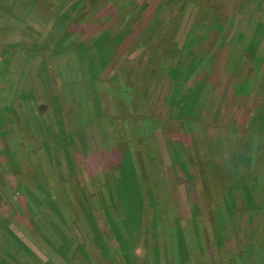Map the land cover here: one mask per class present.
I'll return each mask as SVG.
<instances>
[{"label": "rangeland", "instance_id": "obj_1", "mask_svg": "<svg viewBox=\"0 0 264 264\" xmlns=\"http://www.w3.org/2000/svg\"><path fill=\"white\" fill-rule=\"evenodd\" d=\"M0 136V264H264V0H0ZM119 151L141 217L113 230Z\"/></svg>", "mask_w": 264, "mask_h": 264}, {"label": "trees", "instance_id": "obj_2", "mask_svg": "<svg viewBox=\"0 0 264 264\" xmlns=\"http://www.w3.org/2000/svg\"><path fill=\"white\" fill-rule=\"evenodd\" d=\"M212 3L214 6V9L216 10L217 5L215 4V1H212ZM134 19L135 18L130 19L131 23L126 27L125 34H126V32L128 33V31L130 30V28H131L130 25H133V23H135ZM222 26L224 28H226V26H227L224 21L222 24L220 23V28ZM212 27L216 28V26H212ZM125 34L124 33L118 34V37L114 40V43L119 44L123 40H125V37H126ZM64 35H68V32H66ZM104 38H105L104 35H102V36L95 37V39H92V41H91L90 51L92 52L91 59L93 58L92 59L93 65L99 64V65L103 66L109 60V58H106V57L108 56L111 45H113L114 43L106 44ZM213 44L214 43H210L211 46H213ZM105 66H107V64H105ZM45 78L47 79L48 77H45ZM39 79L41 80L40 75H39ZM43 79L44 78L42 77V80ZM227 83L230 87V88H228V91L230 93V91L233 90V87H232L233 78H232L231 74L228 77ZM69 84L72 86L71 87L69 85H66V87L69 88V96L72 94L75 95L76 92L79 94L83 93V90L79 86L74 87L73 82H69ZM180 86H182V87L178 86L179 89H182L183 87H185L184 83H183V85H180ZM63 87H64V85H63ZM242 91L243 90H240V92H242ZM176 95L177 96L175 97V101H176L175 105H176L177 111H174V113L172 111V117H175L174 114L176 113L175 115L177 117H179L178 120H180V119L184 120L185 118H183V117L188 115L189 111H191L194 108H197L198 105H201V102L198 101V103H197L190 96V91H185L184 93H182V91H179V93H177ZM222 103L223 102H221L219 106H221ZM0 138H1V136H0ZM191 139H192V137H191ZM190 140H189L188 144L190 143ZM126 157H127L126 153H124L123 151H119V154H117V158L114 162L115 165H113L115 167V169H114L113 176L111 178H109L110 174L108 175V173L109 172L111 173L110 170L112 167L101 170L100 173H102L101 174L102 177H98V178L96 176L92 177V183H94V179L95 180L96 179L102 180L103 178H106V181L108 180L110 183V186H107V184H105L102 187V191H100L101 192L100 194H101L102 201L104 203L103 211L107 216H109V218H110L109 220H110V223L112 225L113 230H115V225L111 220H112V212L114 213V211H117L118 213H120V215L123 218V222H125L126 224L127 223L130 224L131 222H134L135 227L138 226L139 221H140V217H141V213H140L141 205L137 204V201H134V198H133V196L137 193V189L139 187V185H137V188L136 189L134 188L135 181H136L134 173H133L134 164H132L131 162L128 163L127 162L128 159ZM244 157H245V155L243 152H241V153L236 152L235 153V162H236V160L238 162L239 161L242 162L241 160L244 159ZM193 158H195V156H193ZM181 161H182L181 156L178 158L177 161L174 159V163H176V165H178V163ZM179 165H181V163ZM180 174H181L182 178L187 179L185 181H190V194L192 196H194V198H198V192H197V188H196V184H195L197 172H195L194 168H192L191 172H189V170L182 164V168L180 169ZM81 187L82 186H80V188ZM106 193H108V194H106ZM250 202H251L250 200L246 199V205L250 204ZM130 203H133V204L131 205ZM248 206H251V205H248ZM234 214H235V212H234ZM220 217L222 218V216H220ZM154 218L155 219L158 218V213L155 212ZM212 219H213V215H212ZM215 220H216V218H215ZM221 221H223V220H221ZM221 224L220 225L223 226V223H221ZM198 232H200L199 229L198 230L196 229L195 233H198ZM203 232H205V228L203 229ZM220 232H221V234H224V226L220 229ZM205 235H206V232H205ZM116 236L118 237L119 234L116 233ZM98 239H101V237ZM124 246L125 247L123 248V252H125L128 249V245H124ZM117 254H115V255H117ZM110 264H114V261L113 262L110 261Z\"/></svg>", "mask_w": 264, "mask_h": 264}]
</instances>
